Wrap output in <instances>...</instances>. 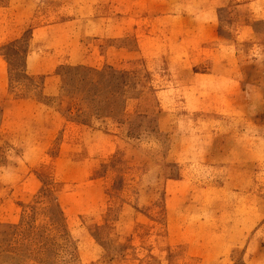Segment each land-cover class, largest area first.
I'll return each instance as SVG.
<instances>
[{
  "label": "rangeland",
  "instance_id": "obj_1",
  "mask_svg": "<svg viewBox=\"0 0 264 264\" xmlns=\"http://www.w3.org/2000/svg\"><path fill=\"white\" fill-rule=\"evenodd\" d=\"M0 264H264V0H0Z\"/></svg>",
  "mask_w": 264,
  "mask_h": 264
},
{
  "label": "trees",
  "instance_id": "obj_2",
  "mask_svg": "<svg viewBox=\"0 0 264 264\" xmlns=\"http://www.w3.org/2000/svg\"><path fill=\"white\" fill-rule=\"evenodd\" d=\"M62 87L69 103L76 104L78 110L99 117H117L119 115L113 100V93H119L121 85L126 84L127 72L112 66L101 69L86 65H65L61 67ZM121 80V81H118ZM122 122V121H120Z\"/></svg>",
  "mask_w": 264,
  "mask_h": 264
}]
</instances>
